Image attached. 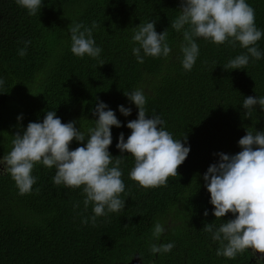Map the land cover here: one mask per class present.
Returning <instances> with one entry per match:
<instances>
[{
	"label": "trees",
	"instance_id": "16d2710c",
	"mask_svg": "<svg viewBox=\"0 0 264 264\" xmlns=\"http://www.w3.org/2000/svg\"><path fill=\"white\" fill-rule=\"evenodd\" d=\"M247 2L255 10L257 27L264 30V0ZM180 4L43 0L41 10L29 15L16 0H0V157L11 150L15 133L22 134L30 121H42L48 110L86 130L97 118L92 110L103 100L123 122L119 128L112 126L109 151L121 160L125 183L120 194L125 207L97 217L93 224L83 223L94 215L92 204L84 205L83 186L54 184V167L36 164V182L23 195L11 176L0 172V264H128L135 258L142 264H257L251 248L234 259L216 254L220 245L204 225L218 227L233 214L214 216L203 173L219 159L214 153L235 154L242 150L238 140L247 130H264V109L257 104L250 117L242 106L244 97L264 96V58L250 60L246 69H226L223 65L246 49L198 38L199 56L192 70L185 71L183 36L172 27ZM150 20L157 32L166 30L172 52L168 57L146 56L139 63L131 37L140 23ZM76 22L95 24L99 58L71 52L68 29ZM26 40L31 44L20 56ZM257 43L264 51V37ZM135 88L144 90L148 114H159L173 137L183 141L185 135L190 145L177 176L159 187L144 188L130 179L134 158L116 148L119 133L125 139L131 133L127 121L137 118V107L125 95ZM120 104L131 107V114H121ZM20 114L22 120L17 119ZM4 121L8 125L1 127ZM83 143L73 139L70 149ZM157 222L165 228L159 239L152 234ZM168 242H174L170 252H151L152 243Z\"/></svg>",
	"mask_w": 264,
	"mask_h": 264
},
{
	"label": "clouds",
	"instance_id": "9594fccd",
	"mask_svg": "<svg viewBox=\"0 0 264 264\" xmlns=\"http://www.w3.org/2000/svg\"><path fill=\"white\" fill-rule=\"evenodd\" d=\"M16 3L29 15H36L43 0H16ZM179 9L180 14L172 27L183 36L180 52L185 71L192 70L199 56L198 38L217 45L228 43L235 47L238 43L240 48L246 49L223 65L226 69H246L250 60L264 58V51L257 43L264 37V30L257 27L255 10L247 0H181ZM94 27L95 24L89 27L83 22L69 27L70 50L75 56L100 57L102 48L96 44ZM131 40L132 53L139 63H143L146 56L168 57L172 52L166 30L157 32L154 20L140 23ZM30 44V40L24 41L25 47L20 48L18 54L26 55ZM3 84L0 79V86ZM125 95L138 109L137 118L126 124L131 133L127 139L123 132L119 133L116 143L121 153L127 151L134 158L129 178L144 188L166 185L170 176H177L178 166L190 152L187 136H183V141L175 139L163 126L166 122L159 114H148L142 88L125 91ZM257 104L264 109V96L244 97L242 106L247 110L244 115L251 117ZM117 107L124 116L132 112L131 107L123 104ZM92 111L97 118L84 131L75 126V120L62 122L54 109L48 110L42 121H30L22 134H14L11 150L0 157V172L10 175L23 195L30 192L36 182L37 178L32 174L36 164L54 167V184L71 188L83 186L84 205L92 204L94 213L90 218L85 217L83 223L90 220L94 224L97 217L119 212L125 207V199L120 196L125 183L121 160H114L109 151L113 141L112 126L119 128L123 122L103 100H99ZM22 118L23 114L17 117L18 120ZM73 139L77 142L86 140V143L70 149ZM238 144L242 150L235 154L214 153L219 159L203 173L214 216L222 218L229 212L233 214V218L218 227L212 222L204 225L205 231L211 233V239L220 245L216 254L229 259L249 248L253 255L264 254V130H247ZM204 215H208V209L204 210ZM164 231V225L157 222L153 237L159 239ZM173 247L174 242L152 243L150 250L168 253ZM256 260L257 264H264V255L256 256Z\"/></svg>",
	"mask_w": 264,
	"mask_h": 264
},
{
	"label": "rangeland",
	"instance_id": "374dc122",
	"mask_svg": "<svg viewBox=\"0 0 264 264\" xmlns=\"http://www.w3.org/2000/svg\"><path fill=\"white\" fill-rule=\"evenodd\" d=\"M8 125L7 121H4L2 124H1V127H6ZM9 137V135H6V136H2V140L3 141L5 138ZM4 138V139H3ZM0 167H2V165H0ZM259 255H264V254H261L259 252L256 253V255H254V261L255 263L257 262L256 260V256H259ZM128 264H142L140 259L139 258H135L133 261H131L130 263Z\"/></svg>",
	"mask_w": 264,
	"mask_h": 264
}]
</instances>
